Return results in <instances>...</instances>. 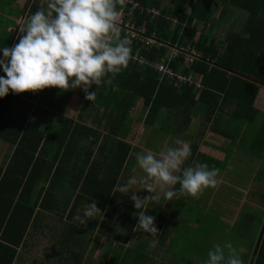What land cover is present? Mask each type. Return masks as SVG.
<instances>
[{"label": "trees", "instance_id": "1", "mask_svg": "<svg viewBox=\"0 0 264 264\" xmlns=\"http://www.w3.org/2000/svg\"><path fill=\"white\" fill-rule=\"evenodd\" d=\"M136 1L161 11L152 17L136 9L133 16L137 25H146L148 32H155L165 43L201 52L200 60L189 68H182L180 59L172 66L185 75L203 74L202 87L195 83L176 84L175 79L161 76L152 66L139 64L133 59L136 54L154 61L167 48L148 49L139 40L130 39L128 67L111 83L99 86L94 103L85 99L81 89H44L36 104L18 100L12 93L0 98V142L9 145L7 158L0 163V264H15L31 229L39 226L46 213L62 219L66 239H81L86 227L97 229L98 239L103 238L106 221L114 220L112 214L120 206L121 193L116 191V185L122 183L135 159L132 141L136 118L130 113L133 107L145 108L143 124L150 131L160 121V130L165 133L169 128L183 130L196 109L205 111V120L210 122L218 112L229 108V124L238 125L241 131V149L248 155L264 152V114L255 106L264 86V0H195L191 12L189 0H173L169 6L161 0ZM216 7L219 11L214 14ZM233 8L248 13L243 32L229 30L225 36L216 35V19L224 18V13ZM39 9L47 10V0H27L26 17ZM91 90L95 91V86ZM74 94L85 99L84 108L89 107V111L94 104L103 108L102 116L96 114V125L83 120L86 114L90 116L85 111L78 120L65 118V109ZM259 115L263 120L258 121ZM197 147L192 144L191 152L195 153ZM191 162L190 156L183 167H191ZM261 175V182L250 190L249 197L264 207V171ZM94 200L104 212L103 220L99 222V214L89 224L74 222L77 212L82 214L85 205ZM184 204L183 199H175L173 209L179 211L177 206ZM161 217L156 227L163 243L169 232L162 230ZM125 224V233L113 228L110 236L126 243L135 231L136 221ZM263 226L264 209L244 204L233 224L240 236L250 240L241 257L243 264H250ZM129 253L133 259L144 255L135 250ZM147 258L142 264L148 263ZM127 259L125 255L116 264H125ZM182 264L199 263L189 259ZM254 264H264V235Z\"/></svg>", "mask_w": 264, "mask_h": 264}, {"label": "clouds", "instance_id": "2", "mask_svg": "<svg viewBox=\"0 0 264 264\" xmlns=\"http://www.w3.org/2000/svg\"><path fill=\"white\" fill-rule=\"evenodd\" d=\"M125 0H47V10L39 9L26 17L18 28V43L0 48V98L11 93H37L56 88L62 92L81 89L85 99L94 103L102 84L112 82L128 67L132 41L121 36V15L118 6ZM95 86V91L91 89ZM74 112L67 109L65 118ZM142 175H131L116 185L123 195L131 193L137 212L135 229L157 236L155 218L146 214L150 205L163 198L172 201L178 195L198 199L218 183L219 169L206 163L183 167L192 155L189 145L180 139L175 146L133 153ZM179 184V189L175 186ZM138 186V189H137ZM146 191L149 195L137 193ZM102 214L98 203L85 205L74 222L86 224ZM204 264H243L240 253L231 242L214 245Z\"/></svg>", "mask_w": 264, "mask_h": 264}, {"label": "crops", "instance_id": "3", "mask_svg": "<svg viewBox=\"0 0 264 264\" xmlns=\"http://www.w3.org/2000/svg\"><path fill=\"white\" fill-rule=\"evenodd\" d=\"M26 2L27 0H16L15 2H12V0H7V1L0 0V48L4 46L12 47L18 41V36H19L18 28L21 25V23L24 22L27 16V11H24ZM189 4H192V0H189ZM217 7L215 9L214 14L218 13L219 11ZM188 11L191 12V9H189ZM244 13L246 14L245 11L233 8L230 9L228 13L226 14L224 13L225 15L224 18L221 19V17H218L216 19V23H217L216 25L222 26V29L220 32L215 34L218 36L220 35L225 36L226 32H228L229 30L236 32H243L242 31L243 26L248 18V16H246ZM231 22L235 24H231V26L228 27L229 23ZM242 22H244V24ZM240 26H242V28L239 31L237 30V28L240 29ZM0 57H2V54H0ZM0 75H5L2 69H0ZM262 87L260 88L258 96L255 100V106L261 111V114L262 113L264 114V90ZM42 92L43 90L37 93H32V92H25L21 94L12 93V95H14L13 97H17L18 100H24V101L29 100L36 104ZM72 98L70 101L72 102V104H74ZM12 102H15V100H13ZM69 106L66 107L65 112L67 109L70 108ZM230 113H231V109L228 108L223 112H218L212 121L207 122L204 117L205 111L200 110V108L196 109L192 112L191 121L189 125L185 126L183 130L179 131L174 128H169L167 133L163 131L160 132L159 130L158 133H160L163 136L164 142L162 145H160L161 147L156 149H158L159 152V150L163 146H165V143H167V146H175V140L180 139L185 141L190 148L192 144L198 146L197 149L195 150L196 151L195 153L191 152L192 153L191 167H195V165L198 163H206L209 165V167L211 165H214L213 168H217L220 170L217 178L219 183L223 181L230 184L239 176V173H242L246 176L248 175V177L243 178V181L256 182V177H258L259 171L258 174L256 175L253 169L254 162L252 165V162L248 160V156L251 155H248L245 150L239 148L241 131L239 133L238 126L232 128V125L229 124ZM77 117H78L77 112H73L70 118L77 119ZM261 120H263V118L262 116L259 115L258 121ZM87 121H89V119ZM93 124L96 125L97 123L93 122ZM89 125H92V123H90ZM151 131H153V129ZM169 136L170 138L167 140ZM8 151H9V145L7 143L0 142V160H2L0 163L6 160ZM258 156L257 158L264 160V152L259 153ZM245 165H247V167L248 165H250L252 168L247 171V167ZM135 166L136 163L134 160L132 167L130 166V170L128 171L126 170L127 173L124 174L123 181L126 180L129 176L134 175L132 169ZM139 171L140 169L137 168L136 172ZM232 186L237 188V190L239 191L245 190L243 187L238 188L235 185ZM214 188H217V185ZM208 189L212 190L211 188ZM208 189L204 190L205 193L206 190ZM251 189H253V187L248 188V193H247L248 197ZM137 194L141 196H146L147 192L142 191ZM130 196L131 193L126 196L121 194L120 206L118 207L117 212L115 214H112L114 220L108 219L106 221L105 231L107 233L105 232L103 238H100V240L98 239V237L93 238V242H92L93 247L97 245V249L95 250L94 254L91 251L88 254H92L93 259L96 262H101L100 264H116L117 260L121 261V259L125 255L127 256L129 251L131 250L141 251L143 252L144 255L151 251L152 254L150 255H152L154 258L161 255L167 256V254L161 253V250L166 252L168 251V247H171L175 241L174 234L178 232V228L180 227V224L185 220L180 215L179 211L173 209V204L175 202V199L178 198L182 199V197L184 196L187 197L186 195H178L177 198H174L172 208L170 209V211L168 210L169 211L168 217H165L164 214L165 212H162L163 210L161 212L157 210L159 209V207L164 208V206H161L162 204H160L159 202L158 204L152 205L151 213L148 212L147 214L148 215L152 214L151 216L155 218V225H157L158 221H160V217L161 216L163 217V218L161 217L163 220L162 230L166 229L168 230V232L175 230L176 231L171 234L169 233L166 238L162 239L163 243H161V238L159 236L153 237L150 236V234L147 235L145 234L144 236V234H140L142 233V231L140 230L139 233L136 235V239L133 241L132 236H134L135 232L138 231V229H135L134 233L130 236V239L126 243H124L119 238L111 237L110 232L114 228L117 231V233H125L122 231V229L127 228L125 224L126 222L128 224H131V221L135 220L137 225L138 217L136 214L139 210L135 209ZM55 218H59V217L51 213H46L44 218L41 220L39 226L37 228L33 227V229H31L30 234L27 236V260L31 258L32 260H37L40 258L41 248L43 249L46 246L44 243H47V241L45 242L47 238L45 237V235H49V233H51L52 231H56V229L53 230V228L56 226L54 225L53 222L55 221ZM99 218H100L99 222H101L104 218V212L101 216H99ZM172 219H175L173 227H171V225L169 224L172 221ZM95 230L97 231V229ZM95 230L92 229L93 232ZM61 234L62 232L60 230L59 237L54 238L55 244L53 245L56 247V249L52 250L51 248H48L47 251L45 252L47 257L46 264H52L50 263L51 261L55 262L54 264H95L91 258L87 257V253H86L87 244L85 240L79 238L66 239L63 236L64 234L62 235ZM29 237L30 239H28ZM105 245L106 247L104 248ZM160 246H164V248L161 249ZM24 247H26V244ZM77 249H79L78 250L79 252H77ZM102 252L103 254H101ZM101 258L105 261H103Z\"/></svg>", "mask_w": 264, "mask_h": 264}, {"label": "rangeland", "instance_id": "4", "mask_svg": "<svg viewBox=\"0 0 264 264\" xmlns=\"http://www.w3.org/2000/svg\"><path fill=\"white\" fill-rule=\"evenodd\" d=\"M1 1H7V0H1ZM161 1L163 2L164 5L167 6L171 5L173 2V0H161ZM194 3L195 1L192 0V4H189L188 10L192 9ZM245 15L248 16V13L246 12ZM242 23L244 24V22ZM231 24H235V23L233 22L229 23L228 27L231 26ZM215 26L216 27L213 28V31L215 33L220 32L222 26L220 25H215ZM242 26H240V29L237 28V30L240 31ZM174 28L175 25H173L172 30ZM199 35L200 33L197 34L196 38H198ZM262 88L264 90V87ZM72 97L74 104H72V102L70 101L71 104L69 102L70 106L69 104L68 106L72 110H74V112H77V116H78L77 120L80 118V115L84 113V111L86 113H90V116L89 115L87 116L86 114V118L83 119L88 124L90 123L93 124V122H95L96 114L102 116L103 108H98L99 106L94 104L95 107H93V109H90L89 111V107L87 109L84 108L85 106L84 98L78 95H73ZM91 106L92 104L90 105V107ZM144 109L145 108H143V106L137 110L133 107L132 111L130 112L132 116L136 118L135 127H133V131H134L133 137L135 138L132 141L133 146L135 148V153L141 152V150L143 151L151 150L153 152H158V149L156 148L161 147L160 145H162L164 142L163 136L160 133H158L162 124L160 121L157 122L156 126L153 128V131L150 132V129L143 124V118L146 112ZM88 119L89 121H87ZM235 126L238 125H232V128H234ZM160 132L162 131L160 130ZM169 138L170 136L167 138V140ZM239 148H242V146L240 145ZM258 155L252 154L251 156H248V160L252 162V165L254 162L253 169L255 171V174L257 175L259 171V175L258 177H256V182L243 181V178L248 177V175L246 176L242 173H239V176L232 183L228 184L227 182H223V181L221 183L218 182L217 188L214 189L211 188L212 190L208 189L209 191L206 190V193L205 191L202 192L198 199H193L190 196L182 197V199L186 202V204H184L183 206H177V208L179 210L180 215L185 220L180 224L181 228L180 227H179L180 229L178 228V232L176 234V240L174 241L173 245L171 247H168L169 251L166 252L161 250V253L167 254V256L161 255L154 258L152 255H150L152 254V252L150 251L145 255L141 254V256L138 259L137 258L133 259L130 253H128V259L125 264H134L135 260H139V262H137L136 264H142L143 260L147 256H148L147 258L148 264H182L184 261L189 259H192L199 264H204V261L207 260L208 258V252L210 250H214L213 246L220 245L221 247H223L226 242H231L233 246L236 247L237 250L239 251L240 257H242V255L245 252H247L249 248L250 240L248 238L240 236V234L236 232L235 230L236 228L233 227V224L235 221L238 220L241 209L244 204H252L254 206L264 209L263 206L255 204L251 200V198L247 196L248 188H252V187L254 188V186L258 187L259 182H261L260 180L262 178L261 173L264 171V160L257 158ZM1 161L2 160H0V162ZM245 166L247 167V165ZM251 168L252 167L248 165L247 171L250 170ZM127 171L125 173H127ZM135 174L137 176H140L142 175V172L139 171L136 172ZM232 185H235L238 188L243 187L245 190L239 191L237 190V188L233 187ZM147 195H149V193H147ZM173 201L174 199L172 201H166L162 198L160 204H162L161 206H164V208L159 207V209L157 208L156 209L159 210V212L163 210L162 212H165L164 213L165 217H168V212L172 208ZM82 208L83 207H80L79 209L81 210ZM151 211H152V205H150L147 213L148 212L151 213ZM174 221L175 219H172V221L169 223L171 227H173ZM53 222L54 225H56L53 228V230L56 229V231H52L51 233H49V235H45V237H47L45 242L47 241V243H44L46 246L43 249L41 248L40 258L37 260H32V258L27 260V239H26V247L21 248V251L19 253V256L15 264H46L47 263L46 260L47 257L45 252L47 251L48 248H51L52 250L56 249V247L53 245L55 244L54 238L59 237L60 230L62 232L65 224L61 218H55V221ZM87 224H89V222ZM122 231L126 232V229H122ZM175 231H169V233L171 234ZM138 233L139 230L135 232L134 236H132L133 241L136 239V235ZM98 234H99L98 231L95 230L93 232L90 227H86L85 232H83V234L81 235V239L85 240L87 244L86 246L87 257L91 258L95 264H100L101 262H96L93 259L92 254H88V253L90 251L93 254L95 253V250L97 249V245L93 247L92 242L94 237H98ZM140 234H144L145 236V233L143 232ZM28 239H30V237ZM105 247L106 245L104 246V248ZM160 248L163 249L164 246H160ZM78 250L79 249H77V252H79ZM101 254H103V252ZM50 263L54 264L55 262L51 261Z\"/></svg>", "mask_w": 264, "mask_h": 264}, {"label": "built area", "instance_id": "5", "mask_svg": "<svg viewBox=\"0 0 264 264\" xmlns=\"http://www.w3.org/2000/svg\"><path fill=\"white\" fill-rule=\"evenodd\" d=\"M130 4L132 6H130ZM136 9L141 10L142 13H146L149 16L155 17L161 13L160 9L156 7H146L142 6L136 0H125L123 6H120V31L122 37H127L133 41L139 40L142 42L146 48H157L166 47L167 50L164 55H162L157 60H148L143 56L135 55L133 59L137 61L141 65H150L152 66L156 72H158L161 76H169L172 79H175L176 84H194L196 87L201 88V80L203 78V74L201 73H190L189 75L182 74V72L175 71L172 66V63L176 59H180L182 68H189L192 64H195L196 61L200 60L202 54L200 51L195 49H190L183 46L171 45L169 43H165L157 36L155 32H148L147 26L144 24L137 25L134 20L133 13ZM175 22L177 21L174 19ZM182 59V62H181Z\"/></svg>", "mask_w": 264, "mask_h": 264}, {"label": "water", "instance_id": "6", "mask_svg": "<svg viewBox=\"0 0 264 264\" xmlns=\"http://www.w3.org/2000/svg\"><path fill=\"white\" fill-rule=\"evenodd\" d=\"M263 235H264V226H263L262 231H261V234H260V236L258 238V241H257L256 247H255V250L253 252V255H252L250 264H254V262H255V259H256V256H257V253H258L260 244H261L262 239H263Z\"/></svg>", "mask_w": 264, "mask_h": 264}]
</instances>
